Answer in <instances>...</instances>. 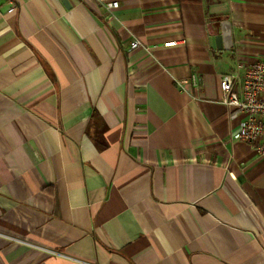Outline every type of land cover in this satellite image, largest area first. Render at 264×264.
<instances>
[{
	"label": "crops",
	"instance_id": "obj_1",
	"mask_svg": "<svg viewBox=\"0 0 264 264\" xmlns=\"http://www.w3.org/2000/svg\"><path fill=\"white\" fill-rule=\"evenodd\" d=\"M262 56L264 0H0V264H264Z\"/></svg>",
	"mask_w": 264,
	"mask_h": 264
},
{
	"label": "built area",
	"instance_id": "obj_2",
	"mask_svg": "<svg viewBox=\"0 0 264 264\" xmlns=\"http://www.w3.org/2000/svg\"><path fill=\"white\" fill-rule=\"evenodd\" d=\"M109 11L120 7V0H98ZM15 7L11 9V12ZM177 42H169L176 44ZM140 40L132 42V48L141 46ZM197 83V76H193ZM181 84L186 83L181 81ZM221 102L230 109V119L238 121L233 139L249 144L264 154V56L252 61H239L235 69L221 81Z\"/></svg>",
	"mask_w": 264,
	"mask_h": 264
}]
</instances>
